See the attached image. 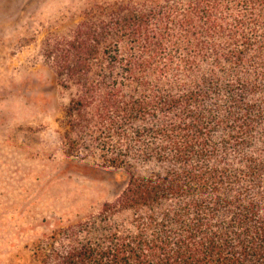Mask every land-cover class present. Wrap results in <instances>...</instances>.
<instances>
[{"label": "trees", "instance_id": "1", "mask_svg": "<svg viewBox=\"0 0 264 264\" xmlns=\"http://www.w3.org/2000/svg\"><path fill=\"white\" fill-rule=\"evenodd\" d=\"M41 51L70 93L66 154L129 180L48 235L36 264H264V161L230 165L214 141L222 129L242 149L264 131V0L94 1Z\"/></svg>", "mask_w": 264, "mask_h": 264}, {"label": "rangeland", "instance_id": "2", "mask_svg": "<svg viewBox=\"0 0 264 264\" xmlns=\"http://www.w3.org/2000/svg\"><path fill=\"white\" fill-rule=\"evenodd\" d=\"M94 1L117 0H0V264H36L34 251L48 235L103 213L128 184L125 170L66 154L60 121L70 93L59 86L41 51L45 36L78 20ZM220 94L207 107L216 110L226 92ZM214 141L217 157L230 165L251 153L264 161V131L242 149L223 147L222 129ZM156 166L141 163L135 171L145 175Z\"/></svg>", "mask_w": 264, "mask_h": 264}]
</instances>
